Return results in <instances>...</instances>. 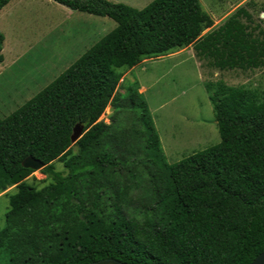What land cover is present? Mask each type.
Returning a JSON list of instances; mask_svg holds the SVG:
<instances>
[{
  "label": "trees",
  "instance_id": "trees-1",
  "mask_svg": "<svg viewBox=\"0 0 264 264\" xmlns=\"http://www.w3.org/2000/svg\"><path fill=\"white\" fill-rule=\"evenodd\" d=\"M10 1L0 0V10ZM52 1L116 26L0 118V193L15 189L0 229L9 262L251 264L264 251V87L206 84L220 141L174 164L163 160L139 84L124 96L116 89L121 69L188 46L210 69H264V30L251 27L239 6L201 35L213 21L199 0H152L140 10L107 0ZM3 39L0 32V63ZM109 104L111 122L98 121ZM127 107L135 111L133 123L116 126ZM76 124L85 132L72 144ZM26 157L44 164L48 185L25 182L34 172L22 167ZM55 160L63 171L55 170ZM127 165L142 171L128 172L124 182L106 177V169ZM143 183L148 196L131 213L137 200L130 196ZM103 193L111 200L107 213Z\"/></svg>",
  "mask_w": 264,
  "mask_h": 264
},
{
  "label": "rangeland",
  "instance_id": "rangeland-1",
  "mask_svg": "<svg viewBox=\"0 0 264 264\" xmlns=\"http://www.w3.org/2000/svg\"><path fill=\"white\" fill-rule=\"evenodd\" d=\"M107 1L140 10L152 0ZM199 2L201 8L210 15L216 25L241 6L251 16L250 26L264 30V0H199ZM86 18H90L88 21L92 24L91 27L95 26L94 36L85 42L72 39L71 36L75 32L73 27ZM115 26L116 24L108 18L71 11L52 0H12L3 7L0 11V32L4 38L1 49L4 65L3 71H0V84L15 86L18 93L12 101L0 102V118L10 115L28 98L57 78L86 49ZM50 30L54 32L51 37L48 35ZM206 32L207 30H204L201 35ZM60 33H63L68 40L61 42ZM56 38L59 39L54 43ZM67 49L68 51H63ZM145 60L147 61L132 69L120 70L123 76L116 93L124 96L130 85L135 82L139 84L138 92L147 104L159 138L162 157L167 164L177 163L220 141L206 84L222 82L228 86L258 91L264 87V69L253 71L210 69L195 58L191 46L158 59ZM46 63H50L51 66L43 67ZM140 86L145 88L143 93ZM24 88L25 91L19 94ZM111 108L109 104L98 121L109 124L113 114ZM134 117L135 111L127 107L115 117V125L130 127ZM144 165L150 167L148 161ZM53 166L57 171L64 170L60 161H53ZM139 170L142 171L141 166L127 165L121 170L106 169L105 175L110 179L124 182L128 172L138 173ZM116 173L120 175L118 178ZM25 182L41 189L51 181L42 174L41 170H36L25 179ZM85 184L87 181L82 178L81 185ZM14 192V187H11L0 193V229L4 226V217L8 208L7 195ZM147 196V185L143 183V187L130 196L137 200L132 206L134 208H130L131 213L137 212L134 209L140 205L139 202L144 203ZM106 197L107 195L103 193L100 201L106 204L104 211L107 213L111 211L108 208V202L111 200L107 201ZM10 256L9 250L1 244L0 264H11Z\"/></svg>",
  "mask_w": 264,
  "mask_h": 264
},
{
  "label": "crops",
  "instance_id": "crops-1",
  "mask_svg": "<svg viewBox=\"0 0 264 264\" xmlns=\"http://www.w3.org/2000/svg\"><path fill=\"white\" fill-rule=\"evenodd\" d=\"M12 1V0H11ZM10 1V2H11ZM17 1H20V0H17ZM9 2V3H10ZM8 3V4H9ZM7 4V5H8ZM6 5V6H7ZM60 5V4H59ZM6 6H4V7H6ZM2 10V9H1ZM0 10V11H1ZM72 11V10H71ZM231 14V13H230ZM229 14V15H230ZM88 15V14H87ZM228 15V16H229ZM91 16H93V15H91ZM210 16V15H209ZM97 17V16H96ZM227 17V16H226ZM102 18H105V17H102ZM90 18H86L85 19V21H82L81 23L79 22V23H77L76 25H75V27H73V29H75V32L72 34V39H76V40H79V41H83V42H85L86 40H89L91 37H93L94 36V33H95V26H93V27H91V23L88 21ZM212 19V18H211ZM225 19V18H224ZM223 19V20H224ZM213 21V20H212ZM222 23V22H221ZM220 23V24H221ZM98 24H100L99 22H98ZM220 24H218V25H216L215 24V22H213V25H212V27L210 28V29H206L207 30V32H209V31H211V30H213V29H215V28H217V26H219ZM93 25H96V23H93ZM206 32V33H207ZM54 32L52 31V30H50L49 32H48V35H50V37L52 36V34H53ZM64 33V32H63ZM63 33H60V36H59V38L61 39V42H64L65 40H68L67 38H65L64 36H63ZM56 34V33H55ZM68 35V34H67ZM49 37V38H50ZM68 38H69V36H67ZM59 38H56V40L54 39V43H57V39H59ZM51 40H53V39H51ZM64 40V41H63ZM87 50V49H86ZM63 51H68V49L67 50H63ZM61 52H62V50H61ZM85 52V51H84ZM177 52V51H176ZM83 54V53H82ZM51 56H52V54H51ZM81 56V55H80ZM79 56V57H80ZM78 57V58H79ZM77 58V59H78ZM158 58H160V57H158ZM158 58H156V59H158ZM149 60V59H148ZM152 60V59H151ZM145 61H147V60H144V61H142L140 64H142V63H144ZM139 64V65H140ZM3 65H4V58H3V56H2V62L0 63V71L2 72L3 71ZM51 66V64L50 63H46V64H44V66L43 67H50ZM1 75V74H0ZM53 81V80H52ZM51 81V82H52ZM51 82H49V83H51ZM48 83V84H49ZM47 84V85H48ZM47 85H45L43 88H45ZM27 88V87H26ZM26 88H24V90L23 91H21L19 94H21V93H23L24 91H25V89ZM42 88V89H43ZM17 88L15 87V86H11V85H9V84H5V83H3V85L2 84H0V102H6V101H12L13 99H14V97H15V95L18 93L17 92V90H16ZM42 89H40L39 91H41ZM140 89H141V91H142V93L145 91V88L144 87H142V86H140ZM38 91V92H39ZM37 92V93H38ZM36 93V94H37ZM36 94H34V95H36ZM33 95V96H34ZM33 96H31L30 98H28L25 102H27L29 99H31ZM24 102V103H25ZM24 103H22V105L24 104ZM22 105H20V106H22Z\"/></svg>",
  "mask_w": 264,
  "mask_h": 264
},
{
  "label": "water",
  "instance_id": "water-1",
  "mask_svg": "<svg viewBox=\"0 0 264 264\" xmlns=\"http://www.w3.org/2000/svg\"><path fill=\"white\" fill-rule=\"evenodd\" d=\"M111 110H113V108H111ZM84 132L85 130L83 125L76 124L72 130V134L70 137L71 143L74 144L84 134ZM21 165L23 168L31 169L33 171L41 170L44 167L43 163L32 157H26L22 161ZM90 264H124V263L114 259L107 258L92 262ZM251 264H264V251L260 253L258 256H256V258L251 262Z\"/></svg>",
  "mask_w": 264,
  "mask_h": 264
}]
</instances>
